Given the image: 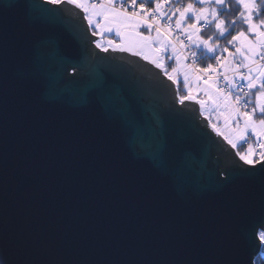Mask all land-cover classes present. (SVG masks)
<instances>
[{"label":"water","instance_id":"95a60500","mask_svg":"<svg viewBox=\"0 0 264 264\" xmlns=\"http://www.w3.org/2000/svg\"><path fill=\"white\" fill-rule=\"evenodd\" d=\"M69 0H0V264H255L264 173Z\"/></svg>","mask_w":264,"mask_h":264},{"label":"snow or ice","instance_id":"6c2138e0","mask_svg":"<svg viewBox=\"0 0 264 264\" xmlns=\"http://www.w3.org/2000/svg\"><path fill=\"white\" fill-rule=\"evenodd\" d=\"M61 2L49 0L52 4ZM236 2L242 7L240 19L246 30L233 34L218 11L226 7L225 0H214L215 6H206L211 0H196L195 4L175 8L168 7L169 0H69L86 14L94 34L114 33L119 38L118 43L108 39V45L141 56L161 69L173 85L182 86L186 95L181 101H195L201 106L210 102L224 127L221 131L213 125L214 130L234 149L247 145L239 159L246 165L259 161L256 171L264 173V64L260 63L264 61V18L257 19L264 0ZM201 22H215V40L200 35ZM220 38L226 46H220ZM191 45L213 54L214 63L200 67L190 61L186 49ZM166 60L174 61L175 66H166ZM239 80L244 81L243 86L238 85ZM255 239L264 247V223L258 225Z\"/></svg>","mask_w":264,"mask_h":264},{"label":"rangeland","instance_id":"374dc122","mask_svg":"<svg viewBox=\"0 0 264 264\" xmlns=\"http://www.w3.org/2000/svg\"><path fill=\"white\" fill-rule=\"evenodd\" d=\"M46 1H49V0H46ZM63 1V0H62ZM186 2L187 3H189V2H192V3H196V0H186ZM187 3H179V4H177L176 2H175V0H170V3H169V7H171V8H175V7H183V6H186V4ZM225 3L227 4V0H225ZM56 4H60V3H56ZM238 4V3H237ZM239 5V4H238ZM196 6H200L199 4H197ZM206 6H215V3H214V0H211V3H210V5H206ZM229 7H231V6H229ZM83 11V10H82ZM218 11L219 12H221V10H219L218 9ZM241 11H242V7H241ZM85 14V13H84ZM239 18H240V13H239V16H238ZM85 18H86V14H85ZM221 18V17H220ZM226 18H228V16H226L225 17V24L227 25V20L228 19H226ZM261 18H264V9H262V12H261V16L260 17H257V19H261ZM222 19V18H221ZM174 20H175V17H173V26H174ZM241 20V19H240ZM86 21H87V19H86ZM229 21V20H228ZM242 21V20H241ZM88 22V21H87ZM214 23L215 22H213L212 23V27H211V29H210V31H216L215 30V27H214ZM209 25L210 24H208V27H209ZM90 26V25H89ZM206 26L207 25H204L203 24V22H201V27H202V32L200 33V35L202 36V37H204V38H208L207 36H206V32L204 31V30H206L207 28H206ZM90 28H91V32L94 34V31H93V29H94V26H90ZM228 28H229V26H228ZM96 35H100V34H96ZM153 35H154V33H153ZM217 35L218 34H216V38H217ZM108 39H114L117 43L119 42V38H117V37H115V34L114 33H105V34H103V35H101V38L98 40V41H96V45L100 48V49H102V50H107L108 48H110V45H108L107 44V40ZM221 39V38H220ZM219 44H220V46L221 47H224V46H226L225 45V43L224 42H219ZM188 48H194V49H200V50H204V51H206L203 47H196L195 45H191L190 47H188ZM187 48V49H188ZM233 51H234V49H232ZM206 53L207 54H209V55H213V54H211V53H208L207 51H206ZM167 55V54H166ZM258 59V58H257ZM261 64H264V61H261L260 62ZM165 64H166V66H168V65H171V66H175V62L174 61H168V60H166L165 61ZM168 70L169 71H171V67H169L168 68ZM240 71L241 72H244V71H246V69H240ZM229 74L230 75H232V73L231 72H229ZM221 79V78H220ZM240 82L241 83H243L244 84V81L243 80H240ZM222 86V85H221ZM178 88V87H177ZM233 91H235V90H233ZM186 95V91L184 90V88L182 87V86H180L179 88H178V96L181 98L182 96H185ZM206 109H205V111L203 112V115L205 116V117H207L208 118V120H209V123H210V125L213 127V125H215L216 126V128H219L221 131H224V127H223V120L218 116V114H217V110L215 109V107L209 102V103H207L206 104ZM217 132V131H216ZM223 138H224V136L223 135H221ZM246 147H247V145H243V146H240V145H238L237 146V148H235V150H236V152H237V154H238V156H239V154H242V153H244L245 152V150H246ZM259 161H257L255 164H257Z\"/></svg>","mask_w":264,"mask_h":264},{"label":"trees","instance_id":"16d2710c","mask_svg":"<svg viewBox=\"0 0 264 264\" xmlns=\"http://www.w3.org/2000/svg\"><path fill=\"white\" fill-rule=\"evenodd\" d=\"M177 4L179 3H187L186 0H175ZM231 6V7H229ZM221 10L220 17L222 19H225L226 16H228L227 25L225 24V27L228 28L230 32L233 34L237 31L246 30V26L243 24V22L240 20L239 13L241 12V6L237 4L236 0H227L226 7L219 8ZM235 20L236 23L232 24V21ZM212 27V24L209 25V27L204 30L206 32L207 37H212L214 40L216 39V31H210ZM219 42H224L223 38L219 39ZM201 52V61H200V67H206L208 63H214V56L209 55L204 50H200ZM263 263V257L256 256L255 257V264H262Z\"/></svg>","mask_w":264,"mask_h":264},{"label":"built area","instance_id":"2783aa9c","mask_svg":"<svg viewBox=\"0 0 264 264\" xmlns=\"http://www.w3.org/2000/svg\"><path fill=\"white\" fill-rule=\"evenodd\" d=\"M95 2L96 3H99L100 2V0H95ZM169 3H170V0H169ZM168 7H169V5H168ZM208 27V25L206 26V28ZM183 38V37H182ZM186 52H188L189 53V57H190V61H194L195 62V64L197 65V66H199L200 65V61H201V52H200V49L198 50V49H194V48H188V49H186ZM192 53H194V55H192ZM245 72V71H244ZM229 74V73H228ZM230 75V74H229ZM223 80V77L221 76V81ZM237 83H238V85L239 86H243L244 84L243 83H241L240 82V80L239 81H237ZM222 86L223 87H227L226 85H223L222 84ZM262 256L263 257V263L262 264H264V247H261L260 248V252H259V254L257 255V256Z\"/></svg>","mask_w":264,"mask_h":264}]
</instances>
